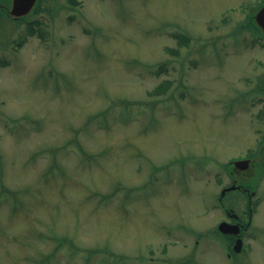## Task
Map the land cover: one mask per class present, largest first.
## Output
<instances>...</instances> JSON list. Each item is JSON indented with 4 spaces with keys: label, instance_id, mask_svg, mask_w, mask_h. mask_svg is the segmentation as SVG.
Instances as JSON below:
<instances>
[{
    "label": "rangeland",
    "instance_id": "374dc122",
    "mask_svg": "<svg viewBox=\"0 0 264 264\" xmlns=\"http://www.w3.org/2000/svg\"><path fill=\"white\" fill-rule=\"evenodd\" d=\"M79 1L0 21V264H264V167L241 252L215 233L264 147L259 0Z\"/></svg>",
    "mask_w": 264,
    "mask_h": 264
},
{
    "label": "water",
    "instance_id": "95a60500",
    "mask_svg": "<svg viewBox=\"0 0 264 264\" xmlns=\"http://www.w3.org/2000/svg\"><path fill=\"white\" fill-rule=\"evenodd\" d=\"M35 1L36 0H12L10 13L15 18L23 16L30 11V9L34 5ZM254 19H255L257 25L264 32V5L261 6L257 10V12L254 15ZM233 164H234L235 168H237L239 170H246L248 167V164H249V159L248 158L237 159V160L233 161ZM234 187L235 186L232 185V186L228 187L227 189H232ZM223 193H224V190L222 191V194ZM217 228L220 232H222L224 234L237 235V234H239V231H240V226L238 223L232 224V223H229L226 221H221L218 224ZM241 246H242L241 238H237L234 245H233V250L235 252H239L241 250Z\"/></svg>",
    "mask_w": 264,
    "mask_h": 264
},
{
    "label": "flooded vegetation",
    "instance_id": "af4514ba",
    "mask_svg": "<svg viewBox=\"0 0 264 264\" xmlns=\"http://www.w3.org/2000/svg\"><path fill=\"white\" fill-rule=\"evenodd\" d=\"M5 2H7V0ZM5 2H2V0H0V16L8 15L7 9H8V6L9 5H6ZM241 173L242 174H246L244 172H241ZM250 186H251L250 183H246V184L241 185L240 188H238V190L240 191V193H242V195H244L246 197V199H248V200H250V198L248 197V195L252 191L250 189ZM229 208H230L229 211H228V209H225L224 210V214H225L226 219H228L229 222H239V224L244 225V223L242 222V219H241V215H239V217H237V219H235L233 217V214H235L234 211L231 209V207H229ZM227 237L231 240V242L235 239V237H233V236H227ZM228 255H230L229 252L227 253V256Z\"/></svg>",
    "mask_w": 264,
    "mask_h": 264
},
{
    "label": "trees",
    "instance_id": "16d2710c",
    "mask_svg": "<svg viewBox=\"0 0 264 264\" xmlns=\"http://www.w3.org/2000/svg\"><path fill=\"white\" fill-rule=\"evenodd\" d=\"M72 1H73V0H72ZM250 26H251V29H252L253 31L259 32V29L257 28V26H256L255 24H252V25L250 24ZM250 26H249V27H250ZM183 37H184V36H183ZM185 39L188 40L186 37H185ZM178 41L181 42V41H183V40L178 39ZM163 88H164V84L157 85L156 88H155V91L159 92V91H161ZM198 235H200V234H198Z\"/></svg>",
    "mask_w": 264,
    "mask_h": 264
},
{
    "label": "bare ground",
    "instance_id": "6f19581e",
    "mask_svg": "<svg viewBox=\"0 0 264 264\" xmlns=\"http://www.w3.org/2000/svg\"><path fill=\"white\" fill-rule=\"evenodd\" d=\"M252 164H256V163H252Z\"/></svg>",
    "mask_w": 264,
    "mask_h": 264
}]
</instances>
